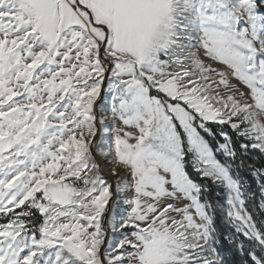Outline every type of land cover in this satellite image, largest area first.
<instances>
[{
  "label": "snow or ice",
  "instance_id": "6c2138e0",
  "mask_svg": "<svg viewBox=\"0 0 264 264\" xmlns=\"http://www.w3.org/2000/svg\"><path fill=\"white\" fill-rule=\"evenodd\" d=\"M225 246L264 264V0H0V264Z\"/></svg>",
  "mask_w": 264,
  "mask_h": 264
},
{
  "label": "trees",
  "instance_id": "16d2710c",
  "mask_svg": "<svg viewBox=\"0 0 264 264\" xmlns=\"http://www.w3.org/2000/svg\"><path fill=\"white\" fill-rule=\"evenodd\" d=\"M253 159L256 160L257 163H259V156H254ZM252 186L255 189L256 185L253 184ZM223 254L225 255L226 260L230 262V264H238L239 256L234 249H231L229 246H225Z\"/></svg>",
  "mask_w": 264,
  "mask_h": 264
}]
</instances>
